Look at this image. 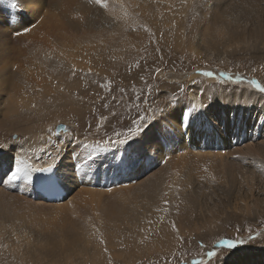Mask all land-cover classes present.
I'll return each instance as SVG.
<instances>
[{
    "label": "bare ground",
    "instance_id": "bare-ground-1",
    "mask_svg": "<svg viewBox=\"0 0 264 264\" xmlns=\"http://www.w3.org/2000/svg\"><path fill=\"white\" fill-rule=\"evenodd\" d=\"M106 2L108 7L101 8L93 0H0V246L13 248L16 241L23 245L33 244L29 251L32 258L27 260L29 254L14 248L10 257L0 251V264H38L43 260L54 263L62 249L72 251L61 257L63 262L66 259L75 261L79 253L89 252L93 237L112 240L119 235L126 242L116 238L107 244L116 249L122 243L131 242L130 245L135 247L138 238L148 243L149 249L152 246L151 250L160 252L157 257L161 264H169L175 251L180 252L182 264H193V261H201V264H264V253L245 251L253 245V240L247 241L250 234L246 240L238 239L241 247L232 256L235 257L233 262L219 263L218 260L215 263V256H207L208 251H215L217 257L218 252L226 250L217 247L222 237H235L231 234L235 227L230 228L225 223L232 225L242 218L260 216L261 197L256 194L264 196V132L257 127L264 119V93L255 90L249 82L239 84V87L235 81L225 82L219 76L221 71L208 67L200 71L195 66L207 63L211 55L224 57L242 50L264 57V0ZM115 7L132 16L160 17L163 26L169 22V33L172 32V40L179 47L176 48L180 50L179 57L182 58L186 51L191 56V66L196 68L189 73L176 71L168 80L162 81L166 85L192 81L196 87L189 92L187 105L179 99L185 108H174L166 114L159 108L147 119L143 117V131L128 144L100 146L92 139L126 131L133 126V120L138 118L131 119V115H138L140 105L132 104L143 103L151 84L148 66L142 63V67L140 60L131 58V35L137 33L143 43L139 35L142 31L136 30L134 25L123 38L115 37L114 33L122 26L115 24V20H122L115 19ZM58 42H64L66 46L60 47ZM65 48L69 52L63 54L64 63L60 65L65 72L80 63L95 70L94 64L103 63V56H106V70L111 76L99 81L88 72L78 80L65 78V87L62 83L61 91L70 89L68 98L73 105L95 100L91 106L95 109L90 113L94 118L88 122V114L71 105L68 108L71 114L82 111L85 117L82 127L73 128L68 134L50 135L45 125L51 123L46 119L55 107H67L64 99H45L38 105L34 101L27 102L28 99L25 102L26 95L23 94L28 93V98L35 97L41 94L36 93L37 89L51 88L52 79L47 77L53 66H59L54 55ZM204 48L211 50L205 58ZM109 56H112L111 61ZM160 60L161 66L167 62L164 56ZM154 61L155 58L151 63ZM102 65L106 66L105 63ZM205 71H211L213 75L204 76ZM229 78L226 79H232ZM116 86L127 89L108 90ZM159 90H155L156 96L161 92ZM145 103L153 106L148 100ZM23 104L29 107L26 115L45 124L34 129L17 121L14 114ZM102 117L107 119L102 120ZM57 121L62 120L54 123ZM7 132H19L26 140L6 141ZM85 134L88 135L86 138L80 137ZM242 136L246 137L244 142H241ZM232 140L241 143L232 146ZM17 160L24 162L30 181L23 173L14 182L7 179L5 174L15 171ZM49 165L64 192L62 200L53 203L43 201L33 192L36 171ZM201 168L207 169L205 174ZM210 168L219 169L215 177L219 179L215 183L223 187V197H218L215 202L198 201V191L192 189L196 186L193 184L191 188L192 181L185 175L201 172L204 178L212 180ZM185 178L188 180L184 181ZM205 183L210 191L214 182L208 180ZM31 214L39 215L38 220ZM19 216L24 224H28L25 230H31L34 238L5 235L1 226L12 223ZM44 222L48 225H43ZM247 233L243 231L242 234ZM201 243L204 247L200 249ZM195 252L199 256L194 257ZM87 256L84 257L86 260Z\"/></svg>",
    "mask_w": 264,
    "mask_h": 264
},
{
    "label": "rangeland",
    "instance_id": "rangeland-1",
    "mask_svg": "<svg viewBox=\"0 0 264 264\" xmlns=\"http://www.w3.org/2000/svg\"><path fill=\"white\" fill-rule=\"evenodd\" d=\"M113 13L115 15V19H119V18L122 19V20H115V24H117V25H121L122 24V26L119 29V31L117 33H114V36L117 37L118 39L119 38L120 39L123 38L127 34V32L132 29V26H134V25L136 26V28H135L136 30H141L142 31V32L139 33V35L142 37L143 43H140V40L138 38V34L137 33H134V34L131 35V40H132V44H133L132 49H131V58H133L135 61L140 60L139 61L140 62L139 63L140 66H142V63H144L145 65L148 66V69L150 71L149 78H150L151 84H150L149 89H148V94H144L146 96L143 98V103L142 104L141 103H135V104L133 103L132 104L133 106H135V105L139 106L140 105L139 106L140 109L137 110V114L138 115H136L135 113H133L131 115L132 116L131 119L139 118L141 116L144 117L145 119H147L148 115L150 113H152L154 111H157L159 108H161V110H163V112H161L163 114H166L167 111L173 110L174 108H185V106H183V105H187V102H188V101H186V98H189V92L190 93L192 92V89L194 87H196V84H194V82H192V81H189L190 83L189 82H183V84H182V82H180L179 84L176 83V84H167L166 85V83H164V81H162V79L165 80V81L168 80L170 78V76L176 74V71L180 72V73H189V72H191L192 68H196L195 66H197V68L200 71L204 70L207 67L211 68L212 70H218L219 72L221 71V73L223 75H219V76L223 77V80L225 82L235 81L236 83H238L237 87H239V84L240 85L241 84H248L250 79H252V80L254 79L257 83L261 84V86L264 87V57H260V54H257L255 52H253L254 53L253 54V53H251L249 51L242 50V51L237 52V53L232 54V55L228 54V55H226L224 57L223 56L221 57L219 55H217V57L215 55H211L209 57L207 63H202L203 65L199 64V65L191 66L193 62L190 63L191 59L189 57H191V56H188L189 53L187 54V52L184 51V53L182 54V58L179 57V55H180L179 51L180 50L176 49V48H179V47L172 40V36H173L172 32L169 33V29L171 27V24L169 22H168V25L163 26V20L160 17H155L153 15L154 18L152 17V19H149V18H144V16L139 15V14H135L134 16H132L131 13H129V12H125L124 13L122 11V9H119L117 7H115V9H113ZM58 43L61 45L60 47L66 46V44L64 42H58ZM204 49H206V50H204ZM204 49L202 51L204 53H202V54H204V58H205V55H209L211 50L208 49V48H204ZM68 52H69V50L65 48L64 50H61L58 54L54 55V60L59 66H53V68H52L53 71H51L50 75L47 77L50 80L52 79V85H51V88L49 89L50 91L46 90V89H40L39 88V89H37L36 93L37 94L41 93V94L39 96H35V97H34V95H32L33 97H29V98H28V95H27L28 93L27 94H23L24 96L26 95V97L24 98L25 102L28 99L27 102L30 103V102L34 101L35 104H38V105H39L41 100H45V99L48 100V101L52 100V99H61V100L64 99L63 100L64 104H66L67 107H65V105L62 108H59L58 106L55 107L56 109L53 110L54 112H52L51 115L46 119L47 121L49 120L48 122H50L51 124L46 123L47 125H45V127L48 126V129H49V128H52V126H53V128L56 131V135L65 134V133L68 134L69 132L73 131V128H77V127L81 128L82 127L81 124L83 123V120H85V117L82 115V111H84V112H86L88 114L86 116V120L88 122L89 121L91 122V119L94 118L90 113H92V111H94V109H95L94 107H91L94 104L95 100L92 103L88 102V101H87V103H84V104L81 103V102H77V105H75V104L73 105V102H70V100L68 98L71 95V94H69V96H68V93H69L70 89L69 90L66 89V90H68L67 92H62L61 91L62 87H60V86L62 85V83H63V85L65 87L64 79L65 78H69L71 80H78V78L80 76L87 75L88 72H92L93 73L92 75H90V77H98V79H100L99 81H102L103 78L105 79V78L111 76V74L109 75V71L106 70V68H107L106 56H103V59H102L103 63H105L106 66H103L102 65L103 63L97 62V63L94 64L95 70H90V69H87L85 65L80 63V64H78L77 66H75L73 68V69H75V72H73V70H69L68 72H65L60 65H62L64 63L63 54L68 53ZM158 53H160V54H158ZM152 55H154V56H152ZM22 56L26 60L31 61V59L28 58L26 54H23ZM162 56H164V58L167 59L166 60L167 62L164 61L165 63L161 66L160 62H162V61L160 59L162 58ZM248 57H249V59H248ZM111 58H112V56H109L110 61H111ZM144 58H146V60L142 61L141 59H144ZM154 58H155L154 63H151L154 60ZM218 60H220V61H218ZM78 61H80V60H78ZM145 61H147L148 63H145ZM172 62H175V63H172ZM157 70H159V71H157ZM214 73H216V72H214ZM224 74H226V75L224 76ZM233 76H236V78L233 77ZM229 77L232 78V79H230ZM226 78H229L230 80H228ZM243 81H245V82H243ZM105 83L107 85V82H105ZM189 84H191L193 86H189ZM221 86L222 85L220 84L219 87H221ZM159 88H160L159 91H161V92H159V94L156 96L155 92ZM113 89L114 90H118V91H126L127 88L125 89V88H122L120 86H116V87L111 88V89L108 88V90H110V91H113ZM128 89H129V87H128ZM180 89H183V92H180ZM24 90L27 91L28 89L24 88ZM149 96H151L152 98H148ZM179 99H182V104L183 105L180 104ZM1 100H4V99H1ZM147 100H148V102H150V104H153V106H152L153 108L148 106L149 103H145V101L147 102ZM170 100L174 101V102L178 101V103H176L173 106L172 104H168ZM56 105L57 104L55 103V106ZM70 106L72 108L74 106L75 107L78 106V107H80L82 109V111L81 112L74 111V113L71 114V112H68V108ZM127 107L129 109L131 108L130 105L127 106ZM28 110H29V107L27 106V104L22 106L19 109V111L14 114L15 118L17 119V121L27 123L28 127H32L34 129H37L40 125L45 124L44 122L42 124L41 123L42 121H40V120L39 121L34 120L33 117L30 114L26 115V113H28ZM183 112H186V109H184ZM54 115H56V116L59 115V116L54 117ZM69 115H72V116H69ZM22 117H24L25 119L22 118ZM66 117H67V119H66ZM88 117H89L90 120L87 119ZM55 120H62V121L61 122L57 121L56 123H54ZM63 121H65V122H63ZM36 123H37V125H36ZM38 123H40V124H38ZM58 125H60L62 127H58ZM34 126H36V127H34ZM257 128L262 133L264 132V119H262L261 121L258 122V127ZM64 129H67V131H64ZM82 130H84V129L82 128ZM85 131L86 130H84V132ZM7 133L8 134L5 137L6 141H8V140L16 141V139L18 140V138H20L21 141H25L26 140L25 135L20 134L19 132H7ZM99 133H101V131ZM110 135L111 134H109V135H107V134L103 135L102 134V135H100V137L92 139V141H94L96 144H98L100 146H104V145L106 146L108 144H105L104 141L108 140ZM113 135L114 134H112L111 137L114 139L115 135L114 136ZM87 136L85 134V136H80V137L81 138H86ZM245 138H246L245 136L244 137L242 136V139H241L242 141L241 142H244ZM232 142H233V144H231L232 146H236V145L241 143L240 141H235V140H232L231 143ZM107 147H109V146H107ZM200 170H201L202 173L204 172L203 174H205V172L207 171L206 168H204V169L201 168ZM201 172L200 173L198 172L196 174L194 173L193 175L190 174V173H187L185 175L188 179L190 178L189 181H192L191 188L196 186V187H194L192 189L196 190V193L198 191V195L196 196L197 200L198 201H204V200L207 199L209 201L211 200L212 202H215V201H217L218 197H223V193H222L223 192V187H221V186H219V185H217L215 183L219 179V178H217V179L215 178V177L218 176L219 169H212V168L209 169V173L214 177V179H212V180L204 178L203 174ZM199 176H200V178H198ZM201 177H203V179H205V180L201 181V180H203ZM187 178H185L184 181H187L188 180ZM199 180H200V182H199ZM208 180L214 182L212 185H210L211 186V190L210 191L207 189V187H208L207 183L204 184V182H208ZM194 181H196V182H194ZM193 184H194V186H193ZM12 188H14V187H12ZM202 190H203V192H202ZM211 191H213V193ZM202 193H203V196L201 195ZM262 196L263 195H261L259 193L256 194V197H261V198H259V199H261V201H260L261 203H260V207H259L260 210H261L260 216H256V217L253 216L251 218L247 217V218H244V219L242 218V221H240L238 223L235 222L236 224L234 223L232 225L228 224V223H225V225L226 226H230V228H234L235 227L234 228L235 231L231 233V234H235V237L231 238L230 236H224L222 238L223 239H231L233 241H238V243H236V247L235 248H231V249H227L226 248V250L222 251V253L218 252V254H220V255L217 254L218 258L216 257V255H215V257L217 259L215 257H213V260H216L215 263L218 260H219V263H222V262L228 263L229 261L233 262L235 257L232 258V256L237 252L238 248L241 247V244H240L241 242L238 239L246 240L247 235H249V234L250 235L248 236L247 241L251 242L253 240L252 241L253 245H251L248 248H246L245 251L247 253L251 252L252 254H255L257 252H260L259 254L264 253V210H263L264 209V196L263 197ZM31 216L33 218H35L36 220H38L37 217L39 215L31 214ZM239 219L241 220V218H239ZM58 224H60V223H58ZM26 225H28V224L27 223L24 224L23 221H22V217L19 216V217H16V220H13L12 223L6 222L4 226H1V228L4 230V233H5L6 236H7V234L9 236L10 235L12 236V234H13V236H15V235L30 236V237L34 238L35 236L32 234V232L30 233L31 230L30 231H26L25 230L26 229L25 228ZM39 225H42V224L40 223ZM43 225H48V224H47V222H44ZM245 228H246V230H245ZM243 231L244 232L248 231L249 233L244 235V234H242ZM225 233L226 234H230L229 231H226ZM238 234H240V235H238ZM236 235H238V236H236ZM243 236H244V238H243ZM119 237H123V236L119 235L118 237H114L112 240L114 241V240H116V238H119ZM93 239L91 241H93L95 243L90 242L91 244L88 247L89 248L88 249L89 252H86L87 251L86 250L85 252H83L81 254L79 253L78 254L79 257H77V260H75V261L70 259L71 261L69 262V259H66L63 262V260H61V257H63L65 254L68 255V253H71L72 251H70L71 249H68V250L66 249V251H65V249H62V250L59 251L60 255L56 259L57 261L55 260L54 263L53 262L52 263L48 262L47 260H43V261H45V263L43 261H41V262H38V264H49V263L50 264H61V263H63V264H71V263L72 264H87V263L88 264H91V263L92 264H100V263L101 264H161V263H158V260H159L158 254H160V252L157 253V252H154V249L151 250L152 246H150V249H149L148 248L149 247L148 243L145 244L143 241H139L138 238H137L136 242L133 241L135 243V247L131 246L130 245L131 242H129V243H122V244L118 245L116 247V249H115V247L112 248L113 246L111 247L112 244H107V242H110V241L112 242V240L101 238L102 241H103L102 242V241H100L101 239H100L99 236L98 237L95 236V237H93ZM119 239L122 242H126V241H124L125 238L124 239L119 238ZM32 241H33V239H32ZM101 242L104 243V244H102ZM15 243L16 244L13 245V248H11L9 246L8 248L4 249L3 246L2 247L0 246V251L4 254V256H7V255L9 256L10 253H12V250L15 248L16 251H22V254H29V256L26 257L27 260H28V258H32V255H30V254H32V252L29 253V251H31L33 249V248L30 247V246L33 247L32 242H30V246L26 245V244L23 245V244H21V243H19L17 241ZM105 245H107L106 247L110 248V249H107L105 247ZM27 246H29L30 248L27 247ZM142 246L143 247L145 246V248H142ZM48 248H51V245H49ZM100 248H102L103 250L100 249ZM199 248L201 249V247H199ZM91 249H94V250H91ZM200 249H198V250H200ZM119 250H121V251H119ZM145 250H148L149 253L146 252ZM63 251H65V252H63ZM90 251L94 252L95 253L94 255L97 256V257L92 255V253H90ZM112 251H114V252H112ZM98 253H99V255H98ZM106 253L109 254V256ZM179 253L180 252L175 251L173 254H171L173 260L171 262H169V264H173L177 260H178V262L176 264H182L183 263L182 259H180L181 257L179 256ZM103 254H105V255H103ZM114 254H116V255L114 256ZM190 254H192V253H190ZM200 254H202V253H200ZM238 254L241 255L242 253H238ZM85 255H88L87 256V260H86V258H84ZM194 255H195L194 257L199 256L198 252L197 253L195 252ZM143 256H144V258H143ZM83 261H85V262H83ZM216 264H218V263H216Z\"/></svg>",
    "mask_w": 264,
    "mask_h": 264
},
{
    "label": "snow or ice",
    "instance_id": "snow-or-ice-1",
    "mask_svg": "<svg viewBox=\"0 0 264 264\" xmlns=\"http://www.w3.org/2000/svg\"><path fill=\"white\" fill-rule=\"evenodd\" d=\"M93 2L98 5L101 8H107L108 4L106 2V0H93ZM159 71V70H157ZM73 72H75V69H73ZM204 76L207 77H211L213 75V73L211 71H205L203 72ZM220 75H223L222 73ZM249 83L253 86L254 89L258 90L261 93H264V87H262L259 83H257L255 80H251L249 81ZM107 86V85H105ZM180 92H183V89H180ZM170 104H172L173 106L178 103V101H169ZM113 115H115V113H113ZM102 120L107 119L106 117H102ZM143 117H139L138 119H134L132 124L133 126L129 127L126 131H122V132H115V139H113L111 136L108 138V140L104 141L105 144H118V145H125L128 144L129 141H132L134 138H136L139 133L141 131H143V125L141 123V121H143ZM58 127H62L60 125H58ZM64 131H67V129H64ZM48 132L50 135H56V131L54 128H49ZM57 151H59V149H57ZM24 162L22 160H17L16 161V167H15V171H11V174L9 175L8 173H6V177L9 180V182H14L17 180V178L21 175V173L24 174V176L30 181L31 180V176L29 174V172L26 170L25 167H23ZM52 165H49L48 168H41L38 169V171H49L51 170ZM173 229L175 230V226H173ZM236 243H238V241H233L231 239H220L219 240V244L217 245V247H222V248H227V249H231V248H235L236 247ZM200 247L203 248L204 245L203 243L200 244ZM215 251H208L207 252V256L208 257H213L215 256ZM193 264H201V261H193Z\"/></svg>",
    "mask_w": 264,
    "mask_h": 264
}]
</instances>
